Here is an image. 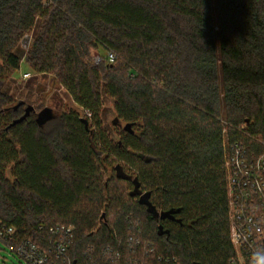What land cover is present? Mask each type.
Segmentation results:
<instances>
[{
	"label": "trees",
	"instance_id": "1",
	"mask_svg": "<svg viewBox=\"0 0 264 264\" xmlns=\"http://www.w3.org/2000/svg\"><path fill=\"white\" fill-rule=\"evenodd\" d=\"M23 62L33 75L15 82ZM48 90L71 105L38 121L49 97L32 95ZM224 134L264 153V0H0V222L36 239L40 226L72 227L79 264L132 215L179 264H229ZM117 164L177 221L130 198Z\"/></svg>",
	"mask_w": 264,
	"mask_h": 264
},
{
	"label": "built area",
	"instance_id": "2",
	"mask_svg": "<svg viewBox=\"0 0 264 264\" xmlns=\"http://www.w3.org/2000/svg\"><path fill=\"white\" fill-rule=\"evenodd\" d=\"M107 58L110 63L114 61L111 53ZM99 61L98 55L93 58L94 64ZM90 117L88 111L82 115L84 119ZM223 150L229 238L235 253L229 264H264V153L250 152L243 144L230 142L226 134ZM127 219L123 231L114 232L112 243L84 247L79 264H179L175 257L160 253L143 240L138 220L132 215ZM37 235V239L32 238L29 229L0 222V244L14 254L18 264H77L72 258V227L40 226Z\"/></svg>",
	"mask_w": 264,
	"mask_h": 264
},
{
	"label": "water",
	"instance_id": "3",
	"mask_svg": "<svg viewBox=\"0 0 264 264\" xmlns=\"http://www.w3.org/2000/svg\"><path fill=\"white\" fill-rule=\"evenodd\" d=\"M30 36H26L21 41V46L23 48H27L29 42H30ZM64 95H66L63 92ZM60 97H49L47 100L46 106L37 114L38 121H48L52 120L55 117L54 112L58 109V103H59ZM34 111V108L32 105H28L25 110L24 114L17 120L13 121L10 126H14L15 124H18L25 120L31 112ZM82 123L87 127V121L85 119H81ZM129 126H124V130H128ZM115 178L121 181H126L131 183L132 189L129 191L128 196L133 199H137V203L141 206H144L146 208V212L151 215L154 219L159 218L160 220L169 219L173 220L174 215L179 213V210H168L165 212H161L160 214L157 212V210L151 205L149 202L150 193L149 192H142L140 189V184L137 180V178L132 177L131 175L127 174L121 165L117 164L113 168ZM103 217V216H102ZM168 232L166 230H163L162 226H159L157 229V235L162 236L166 235Z\"/></svg>",
	"mask_w": 264,
	"mask_h": 264
},
{
	"label": "rangeland",
	"instance_id": "4",
	"mask_svg": "<svg viewBox=\"0 0 264 264\" xmlns=\"http://www.w3.org/2000/svg\"><path fill=\"white\" fill-rule=\"evenodd\" d=\"M22 45V44H21ZM22 47V46H21ZM23 48V47H22ZM23 49H26V48H23ZM98 55V53L96 51H93L92 52V61H93V58L96 57ZM26 73V74H25ZM25 74V75H23ZM33 75V72L30 70V68L23 62L21 63L20 65V69L13 75V80H15V82H20L22 79L25 80V79H28L27 77H31ZM47 89V88H46ZM60 97L62 99L63 102H65L64 105H66V101H67V106L71 105L70 104V101L69 99L67 98L66 95L63 94V92L61 91H51V90H48L47 91V94L44 93V96L43 94H40L39 91L36 93L34 92L33 95H32V99H36V97ZM20 97H17V100L19 99ZM49 99V98H48ZM47 104V101H44V105L46 106ZM43 105V108L45 107ZM63 105V106H64ZM62 107V106H61ZM60 107V109H61ZM26 108V107H25ZM42 108V109H43ZM102 119H103V124L106 126V127H110V125L112 124V121L114 119V114H113V111H112V105L109 101V99H105L104 101V105H103V113H102ZM84 119V118H83ZM115 137V140H117V136H114ZM132 189V186L130 188V190ZM129 190V191H130ZM0 264H18V260L17 258L14 256V254H12L7 248H5L4 246H2L0 244Z\"/></svg>",
	"mask_w": 264,
	"mask_h": 264
},
{
	"label": "flooded vegetation",
	"instance_id": "5",
	"mask_svg": "<svg viewBox=\"0 0 264 264\" xmlns=\"http://www.w3.org/2000/svg\"><path fill=\"white\" fill-rule=\"evenodd\" d=\"M159 214L161 213V212H159V211H157ZM163 212V211H162ZM165 212V211H164ZM176 216H177V214L176 215H174V217H173V220H169V219H164V220H160L159 218H157V219H155L157 222H159V223H163V222H166V221H171V222H174V221H177V218H176ZM159 226H161L160 224L159 225H157V228L159 227ZM164 230V229H163Z\"/></svg>",
	"mask_w": 264,
	"mask_h": 264
},
{
	"label": "crops",
	"instance_id": "6",
	"mask_svg": "<svg viewBox=\"0 0 264 264\" xmlns=\"http://www.w3.org/2000/svg\"><path fill=\"white\" fill-rule=\"evenodd\" d=\"M64 102L62 101V99L59 100V103H58V108H60L61 105H63Z\"/></svg>",
	"mask_w": 264,
	"mask_h": 264
},
{
	"label": "clouds",
	"instance_id": "7",
	"mask_svg": "<svg viewBox=\"0 0 264 264\" xmlns=\"http://www.w3.org/2000/svg\"><path fill=\"white\" fill-rule=\"evenodd\" d=\"M256 264H262V262H260V261H257V262H256Z\"/></svg>",
	"mask_w": 264,
	"mask_h": 264
}]
</instances>
